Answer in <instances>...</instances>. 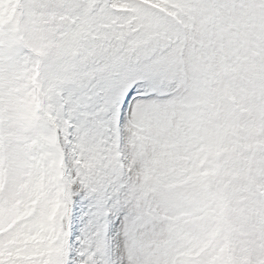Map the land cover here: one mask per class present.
<instances>
[{
	"label": "snow or ice",
	"instance_id": "obj_1",
	"mask_svg": "<svg viewBox=\"0 0 264 264\" xmlns=\"http://www.w3.org/2000/svg\"><path fill=\"white\" fill-rule=\"evenodd\" d=\"M0 264H264V0H0Z\"/></svg>",
	"mask_w": 264,
	"mask_h": 264
}]
</instances>
